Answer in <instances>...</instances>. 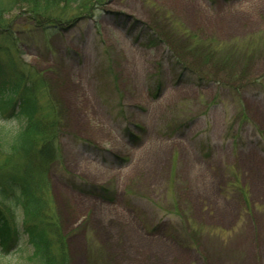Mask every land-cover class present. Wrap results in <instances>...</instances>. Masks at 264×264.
<instances>
[{"label":"rangeland","instance_id":"rangeland-1","mask_svg":"<svg viewBox=\"0 0 264 264\" xmlns=\"http://www.w3.org/2000/svg\"><path fill=\"white\" fill-rule=\"evenodd\" d=\"M46 9L0 0V81L55 117L0 264H39L26 224L63 264H264V0Z\"/></svg>","mask_w":264,"mask_h":264},{"label":"trees","instance_id":"trees-1","mask_svg":"<svg viewBox=\"0 0 264 264\" xmlns=\"http://www.w3.org/2000/svg\"><path fill=\"white\" fill-rule=\"evenodd\" d=\"M99 1L13 0V3L20 7L25 5L30 15L37 17L45 15L46 13L41 12H47L46 8L51 6L65 5L71 8L76 5L88 9L94 2ZM38 109L32 95V86L26 81L20 69H16L8 80L1 78L0 119L6 121L19 116L26 118L16 126L17 128H7L4 124L0 126V156L9 159L7 165L0 162V246L4 252L9 250L15 237L7 227L5 213L10 214L12 210L15 212L21 206L27 207L31 212L37 210L39 185L35 186L31 180L44 176L55 157L52 121L55 119L54 113L40 116ZM4 206L8 212L4 211ZM23 229L28 237V243L37 250L39 264H63L62 259L55 258L52 252L48 254L50 250L45 246L42 231H33L27 224Z\"/></svg>","mask_w":264,"mask_h":264}]
</instances>
